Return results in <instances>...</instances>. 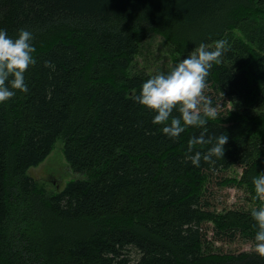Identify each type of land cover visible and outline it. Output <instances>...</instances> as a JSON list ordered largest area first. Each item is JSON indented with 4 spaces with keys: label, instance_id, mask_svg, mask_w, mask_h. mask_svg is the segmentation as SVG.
<instances>
[{
    "label": "trees",
    "instance_id": "1",
    "mask_svg": "<svg viewBox=\"0 0 264 264\" xmlns=\"http://www.w3.org/2000/svg\"><path fill=\"white\" fill-rule=\"evenodd\" d=\"M21 29L33 35L35 63L28 91L0 103V264H264L252 251H212L214 241L254 243L257 231L264 0H0V30L16 38ZM151 35L174 60L227 41L205 90L219 113L208 134L228 136L222 159L192 165L187 144L200 129L172 140L135 102L152 76L130 68ZM60 138L82 177L47 194L27 172ZM234 166L240 178L218 185L244 189L255 208L217 212L207 184Z\"/></svg>",
    "mask_w": 264,
    "mask_h": 264
},
{
    "label": "clouds",
    "instance_id": "2",
    "mask_svg": "<svg viewBox=\"0 0 264 264\" xmlns=\"http://www.w3.org/2000/svg\"><path fill=\"white\" fill-rule=\"evenodd\" d=\"M32 40L33 35L28 30H19L16 38L10 37L6 30H0V103L13 98L16 90L28 91L24 74L35 63ZM226 51L225 40L216 41L214 50H208L201 43L169 72L156 74L145 81L134 98L136 103L155 113L152 124L162 125L163 134L172 140L189 127L200 129L199 135L193 134L189 138L186 149V160L196 167L200 166L201 160L214 163L213 158L222 159L224 145L228 142L226 134H208V120L217 119L219 113L205 94L209 71L213 63L221 62ZM173 111L179 115L173 116ZM209 144L212 146L206 152L195 150L198 145ZM252 184L253 198L262 203L258 210L251 212L257 229L251 251L264 259V171L252 180Z\"/></svg>",
    "mask_w": 264,
    "mask_h": 264
},
{
    "label": "rangeland",
    "instance_id": "3",
    "mask_svg": "<svg viewBox=\"0 0 264 264\" xmlns=\"http://www.w3.org/2000/svg\"><path fill=\"white\" fill-rule=\"evenodd\" d=\"M187 56L177 57L174 60L172 50L160 36L151 35L141 43L139 55L133 62L130 72L146 73L154 76L160 73H167ZM206 90V89H205ZM63 139L60 138L54 145L53 150L45 160L36 167L28 170L27 174L33 177L38 184L46 190L47 194L63 188L67 182L82 177L74 173L67 164L63 153ZM242 168L234 166L225 172H218L211 176V181L207 184L205 193L206 199L211 204V209L217 212H224L229 209L251 210L255 208L253 199L242 188L220 186L218 183L224 178H237L241 176ZM251 198V199H250ZM261 204L262 202L259 201ZM208 230V239L212 237V226L206 224ZM252 242L244 241L240 238L234 241H214L212 251L222 253H239L242 251H251ZM129 254L132 258H138V253L131 249Z\"/></svg>",
    "mask_w": 264,
    "mask_h": 264
}]
</instances>
